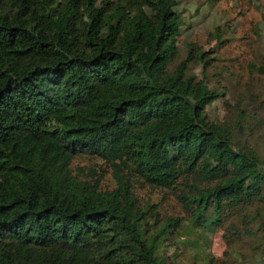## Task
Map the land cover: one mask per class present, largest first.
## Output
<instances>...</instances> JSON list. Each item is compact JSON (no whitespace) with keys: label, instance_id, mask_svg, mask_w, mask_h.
Instances as JSON below:
<instances>
[{"label":"trees","instance_id":"trees-1","mask_svg":"<svg viewBox=\"0 0 264 264\" xmlns=\"http://www.w3.org/2000/svg\"><path fill=\"white\" fill-rule=\"evenodd\" d=\"M181 2L0 0V264H264V100L232 104L208 84L218 58L183 55ZM216 234L221 261L201 245Z\"/></svg>","mask_w":264,"mask_h":264},{"label":"rangeland","instance_id":"rangeland-1","mask_svg":"<svg viewBox=\"0 0 264 264\" xmlns=\"http://www.w3.org/2000/svg\"><path fill=\"white\" fill-rule=\"evenodd\" d=\"M179 13L184 22L178 39L183 55L193 47L195 51L203 49L211 59L218 58L213 62L217 68L208 84L227 87V100L235 105L243 97L248 110L258 112L259 106L254 99L264 100V79L260 73L251 76L248 65L256 58L264 64V0H182ZM217 28L220 30L218 36L215 35ZM259 52L262 57L256 55ZM201 72V66L194 65L192 73L197 79H202ZM208 115L212 121H224L228 113L223 101L212 104ZM260 115L264 118V112ZM257 142L264 147V131L257 136ZM80 169H85L84 174ZM73 170L84 179L99 181L103 188L116 186L113 171L95 159L79 157L73 162ZM148 193L146 198L159 205L163 216H181L182 209L173 192L152 190ZM201 245L219 261L225 259L228 249L225 251L220 234L201 241ZM184 263L198 264L193 260Z\"/></svg>","mask_w":264,"mask_h":264}]
</instances>
